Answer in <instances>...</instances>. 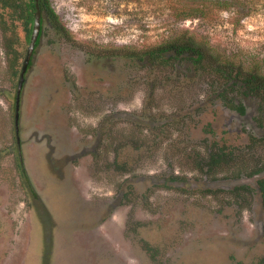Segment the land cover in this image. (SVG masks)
Masks as SVG:
<instances>
[{
	"label": "rangeland",
	"instance_id": "rangeland-1",
	"mask_svg": "<svg viewBox=\"0 0 264 264\" xmlns=\"http://www.w3.org/2000/svg\"><path fill=\"white\" fill-rule=\"evenodd\" d=\"M222 1L49 0L63 31L41 22L19 145L29 40L0 20V264H261L255 182L228 204L235 184L198 170L215 142L239 149L216 179L264 164V103L215 67L264 77V0ZM180 34L200 66L150 56Z\"/></svg>",
	"mask_w": 264,
	"mask_h": 264
},
{
	"label": "trees",
	"instance_id": "trees-1",
	"mask_svg": "<svg viewBox=\"0 0 264 264\" xmlns=\"http://www.w3.org/2000/svg\"><path fill=\"white\" fill-rule=\"evenodd\" d=\"M230 2V0H223L221 2V6L225 11L228 10V5ZM36 3L38 4V8L41 14V22L43 19L46 20L56 32L62 34L63 29L59 24L58 17L54 9L50 5L49 0H0V20L2 21V24L0 23L1 26L5 29L4 16H6V19L10 20V23L20 22L22 24L24 37L28 41L30 39L29 37L32 30L33 19L36 12ZM190 11L193 12V10ZM200 15L204 16V13L200 12ZM3 33L5 34V30L3 31ZM204 49L205 48L198 44L192 37H185L183 34H180L160 44V46L156 47L152 51V53H150V56H159L160 58H164L165 56H167L172 60H177L179 58H182L184 60V58H186L189 64L200 66V64H202L204 54L206 53ZM25 55L21 61V67ZM19 59V54L14 51V57L12 58L13 65L11 67L13 70V74L18 73L15 68ZM21 67H19V71H21ZM215 67L218 68V70L216 71L221 72L228 78V82L225 83L223 87L225 91H230V89H232L235 92H241L243 97H258L259 99H261V104L264 103V77H261L255 73H243L240 68L234 70L218 66ZM231 72H234V75H232ZM221 97L224 99L227 98L223 96ZM226 102L227 101H223V104H225ZM230 102L231 100H229L226 105L230 104L228 106L233 108L238 113L243 112V108L241 105H234V102ZM238 155L239 149H237L236 147L226 144H218L215 142L206 149L205 156L200 158V162L198 163V170L202 172L206 177L211 178L209 179L210 181L222 180L224 182L235 184L232 189L227 190V193L230 195V203L228 204H233V202L236 203L240 200L245 202L246 199L248 201L251 190L250 187L246 186L247 180L243 179V177L249 180H253L255 182V185L257 186L261 204L262 206H264L263 163L255 166L254 168H251V171H249L248 173H246L245 170L241 169L240 172L233 173L232 176L226 178L216 179L214 177V174L219 169L226 168V170H229L230 168H232L236 160H238L239 158ZM245 174L247 175V177L245 176ZM169 181L171 183H174L177 181V177H172L169 179ZM219 192L223 193L224 191L218 190L217 193ZM262 235L264 236V224Z\"/></svg>",
	"mask_w": 264,
	"mask_h": 264
},
{
	"label": "water",
	"instance_id": "water-1",
	"mask_svg": "<svg viewBox=\"0 0 264 264\" xmlns=\"http://www.w3.org/2000/svg\"><path fill=\"white\" fill-rule=\"evenodd\" d=\"M41 29V14L38 8V4L36 3V12L33 19L32 24V30L30 34L29 44L26 51L25 58L22 63L21 71L19 74L18 82H17V88H16V94H15V103H14V129L16 134V140L17 145H19V138H18V118H19V99H20V92L24 83V75L27 71L29 62L31 60V57L33 55L34 49L36 47V44L38 42L39 34Z\"/></svg>",
	"mask_w": 264,
	"mask_h": 264
},
{
	"label": "flooded vegetation",
	"instance_id": "flooded-vegetation-1",
	"mask_svg": "<svg viewBox=\"0 0 264 264\" xmlns=\"http://www.w3.org/2000/svg\"><path fill=\"white\" fill-rule=\"evenodd\" d=\"M262 229H263V226H262ZM260 263L264 264V255H263L262 259L260 260Z\"/></svg>",
	"mask_w": 264,
	"mask_h": 264
},
{
	"label": "bare ground",
	"instance_id": "bare-ground-1",
	"mask_svg": "<svg viewBox=\"0 0 264 264\" xmlns=\"http://www.w3.org/2000/svg\"><path fill=\"white\" fill-rule=\"evenodd\" d=\"M104 241V240H103Z\"/></svg>",
	"mask_w": 264,
	"mask_h": 264
}]
</instances>
